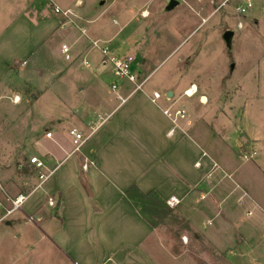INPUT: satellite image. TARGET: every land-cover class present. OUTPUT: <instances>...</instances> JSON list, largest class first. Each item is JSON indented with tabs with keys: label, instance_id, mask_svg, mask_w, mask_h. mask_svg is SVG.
<instances>
[{
	"label": "rangeland",
	"instance_id": "rangeland-1",
	"mask_svg": "<svg viewBox=\"0 0 264 264\" xmlns=\"http://www.w3.org/2000/svg\"><path fill=\"white\" fill-rule=\"evenodd\" d=\"M60 1L67 5L75 2ZM80 1L83 2V8L76 6L73 10L79 11L80 17L88 22L87 26L92 30L101 27L98 34L105 35V38L110 35L108 46L112 52L119 57L134 58L138 71H142L144 78L149 77L144 91L157 90L161 94L160 103L166 101L167 91L172 92L177 100H169L173 103L178 101L172 110H184V122L192 117L202 118L188 131L200 132L201 136L197 139L209 150H227L229 147L223 148L221 145L226 140L235 149L237 137L242 133L236 131L242 130L239 127L240 122H237L239 117L236 119V115L232 116L228 106L232 99L233 102H238L244 98L237 87L241 86L245 95H251L254 87L258 85L257 75L262 76L258 66L263 63L264 57V0H254V7L246 17H240L237 13L243 0H176L179 5L172 11L167 10L171 0ZM37 4L42 5L46 13L57 14L53 8L56 6L49 0H0V30L13 26L14 30L9 32L17 35L14 39V50L25 35L24 31L18 30L22 22L19 20L17 24L15 19L21 13H36L35 19H38L39 11L36 12L33 8ZM57 7L62 12L71 11ZM254 13L258 14L261 21L259 28L252 26ZM56 16L63 18L62 13ZM74 19L80 20L76 16ZM70 22L69 25H75L73 23L76 21ZM227 31L234 32L231 49L227 48L223 39ZM57 32L51 39L46 40L45 46L51 53L50 62L42 65L48 69H59L62 73L71 68L74 76L69 75L71 71H66L53 82L35 77L30 81L31 85L24 89L23 74L13 75L14 87L9 88L12 91L9 90L7 96L13 98L18 94L20 102L13 104L8 97L0 101V183L12 198L19 195L28 197L23 211L0 222V264H81L78 247L72 239L70 238V245L64 239L56 238L61 225L56 199L52 198L54 205L49 204L52 196L44 191L48 188V180L41 183L38 173L30 165V159L37 155L43 157L62 147L72 148V129L88 134V125L95 117L93 113L103 109L111 98L109 92L112 83L118 82L130 92L134 88L128 82L119 81L114 76L111 65L103 67L97 61L93 62L91 57L90 67H83L80 62L75 63L73 54L85 48L88 40L84 35L78 34V37L81 36L82 47L71 49L70 36H65L62 29ZM63 43H67L66 46L71 50V60L67 61L61 54ZM7 80L9 81V77L4 82ZM192 85H197L199 91L191 97L185 96V92ZM33 87H37V90ZM82 87L83 90L80 91ZM140 95L142 94L136 95L134 100ZM258 95L259 92L253 96ZM201 96L204 102L205 96L209 101L200 103ZM213 100L217 105H212ZM215 109L219 111L218 114ZM215 117H219V120H215ZM48 132L53 133V139L46 138ZM209 133L212 138L208 139V143L205 137ZM98 136L99 133L87 146ZM236 158L241 164L242 160ZM40 159L48 161L46 157ZM47 163V167L42 170L44 175H49L56 165L53 162ZM248 168L253 167L248 166L242 170L244 175L249 171ZM0 200L3 206L0 208L2 218L3 208L8 209L10 204L3 194H0ZM205 203L204 201L198 205L199 212L194 207L192 209L188 200L181 208L184 209L183 212L194 217L193 223L212 232L214 236L215 232L223 230L225 224L220 218L206 211ZM160 208V219L156 218L159 222L154 220L153 213L145 215L144 212L140 214L134 208L133 210L143 216L151 226L161 227L164 237L167 238L166 243L177 248L188 225L179 209L170 207L173 211L167 212L166 207ZM244 211L245 209L242 210L243 215ZM226 246L228 248L232 244L227 241ZM192 253L198 264H222L224 259V255L218 251L200 249ZM243 253L246 252H229L226 258L231 264H253V256L245 258ZM162 260L169 264H179V261Z\"/></svg>",
	"mask_w": 264,
	"mask_h": 264
},
{
	"label": "crops",
	"instance_id": "crops-1",
	"mask_svg": "<svg viewBox=\"0 0 264 264\" xmlns=\"http://www.w3.org/2000/svg\"><path fill=\"white\" fill-rule=\"evenodd\" d=\"M49 1L71 10L73 16L68 21L57 14L46 13L42 5H33L34 10L39 11L38 19H35L36 13H21L15 19L17 24L19 20L22 22L18 30L25 34L16 50L14 39L17 35L9 32L14 30L13 26L0 30V101L8 97L13 104L20 102L18 94L13 98L7 96L9 88L14 87L15 75L23 74L24 89L35 77L53 82L66 71H71L69 75L74 76L71 68L62 73L59 69H48L42 65L50 62L51 53L45 46L46 40L60 29L65 36H70L71 49L82 47V35L88 40L85 48L75 55L72 53L75 63L90 67L91 57L93 62L103 66L102 53L93 47L92 42L109 44L110 35L107 38L99 35L101 27L90 29L79 11L73 10L76 6L83 8V2L75 0L72 5H67L60 0ZM257 15L254 13L251 21L255 28H259L261 22ZM75 16L80 20L74 19ZM70 20L76 21L75 25H69ZM78 34L82 35L78 37ZM61 54L64 56L62 51ZM86 61L88 66L84 64ZM258 71L262 76L257 75L258 85L253 93L245 95L244 89L237 87L244 98L238 102L232 99L229 103L230 114L236 115V119L239 117L237 122H240L242 131L236 132L242 133L237 137L234 150L228 140L221 144L223 148L229 147L223 149L224 152L209 150L198 141L200 132L188 131L202 118L192 117L186 122L179 120L174 123L170 116L165 115L164 112L173 109L178 102L169 100L175 99L172 92H166L165 102L160 103L159 100L154 103L152 98L157 90L132 94L126 86L119 84L115 92L111 85V98L103 109L93 113L92 121L99 116H109L110 119L98 131L99 136L92 144L76 153L71 144L72 148L62 147L39 156L56 164L44 191L56 199L61 220L57 240L64 239L70 245L73 241L78 247L81 264H169L162 258L179 261V264H198L192 251L200 249L221 252L224 255L222 264H231L226 257L229 252L237 250L246 252L242 254L245 258L252 255L255 259L253 264H264V57ZM138 72L143 74L141 70ZM7 77L9 81L4 82ZM192 86L197 93V85ZM33 88L37 90V87ZM82 90L83 87L80 88ZM258 92V96H253ZM140 93L142 95L134 100ZM202 96L199 102L207 103L209 98L205 96L204 102ZM15 98L18 102H14ZM33 98L36 99L35 96ZM212 105H217V102L213 100ZM215 111L218 114L219 111ZM207 120L210 121L209 118ZM210 137V133L205 137L208 143ZM221 153L225 156L221 157ZM245 155H251L252 159L245 160ZM236 157L242 160L241 164ZM248 166L254 169L248 168L244 175L242 170ZM133 187L143 194L155 192L166 204L172 199L179 202L174 209L181 211L188 228L177 248L166 243L161 227L151 226L125 202V193ZM187 200L197 212L200 211L198 205L205 201L206 211L224 221L223 230L213 236L212 232L193 223L194 217L181 208ZM227 241L232 246L227 248Z\"/></svg>",
	"mask_w": 264,
	"mask_h": 264
},
{
	"label": "built area",
	"instance_id": "built-area-1",
	"mask_svg": "<svg viewBox=\"0 0 264 264\" xmlns=\"http://www.w3.org/2000/svg\"><path fill=\"white\" fill-rule=\"evenodd\" d=\"M254 7V0H244V3L241 4L237 8V13L241 16H246L247 13L253 9ZM55 12L62 13L64 18H70V16H73L71 11H64L62 12L60 8L57 6L54 8ZM262 10L264 12V5L262 7ZM242 27V26H241ZM83 34H85V31L82 29ZM92 45L94 48L98 49L102 53V65L107 67L108 65L112 66V71L114 76L119 80V81H128L132 84L134 87L132 90V94L138 93V92H143L144 88L149 80V77L144 78L141 73L138 72L137 66L135 64V59L132 57H119L115 55L111 48L108 46L107 43L105 42H92ZM62 52L67 60H71L73 57L71 55V50L68 46L64 45L62 47ZM86 66H88V62L86 61L84 63ZM119 89V83L114 82L112 84V90L117 91ZM196 92L193 94L195 95ZM185 95L188 97H191L189 94V90L185 92ZM192 95V96H193ZM18 98H15L14 102H16ZM161 100V94L158 92H155L153 94L152 101L154 103L158 102ZM172 112V113H171ZM165 115L170 116L173 119L174 123H177L179 119L183 120L186 118V113L184 110L177 109L175 112H173L172 108L166 110ZM174 113V114H173ZM110 117L109 116H99L97 119H94L89 125V131L88 134H85L84 132L79 131L78 129H72L70 131V137L72 140V144L74 147V152H80L86 145L87 143L98 133L99 130H101L105 124L109 121ZM46 138L48 139H53V133L48 132L46 134ZM245 160L252 159L251 155H245L244 156ZM30 165L35 169V171L38 173L39 178L41 180V183L43 184L45 181H47L50 177L51 174L49 175H44L42 173V170L46 168V165L44 161L40 159L38 156H34L30 159ZM87 168V166H85ZM0 194H3L5 197L6 201L9 202L10 207L8 209L3 208L4 210V216L0 218V222L4 221L5 219L12 217L13 214L16 212L23 211V205L25 202L28 200V197L24 195H19L17 197H10L3 185L0 183ZM49 204L54 205V200L52 198L49 199ZM179 202L175 199H172L171 201L168 202V205L171 208H174L177 206ZM2 206V202L0 200V208ZM252 215V213H249V216ZM264 226V223H263Z\"/></svg>",
	"mask_w": 264,
	"mask_h": 264
},
{
	"label": "trees",
	"instance_id": "trees-1",
	"mask_svg": "<svg viewBox=\"0 0 264 264\" xmlns=\"http://www.w3.org/2000/svg\"><path fill=\"white\" fill-rule=\"evenodd\" d=\"M125 200L140 214H142L141 212L146 213L145 215L147 213H153L155 216L154 220L156 218L160 219L159 217L162 213L160 207H166L167 212L173 211L155 192L143 194L137 187L131 188L125 194ZM158 219H156V222H159Z\"/></svg>",
	"mask_w": 264,
	"mask_h": 264
},
{
	"label": "water",
	"instance_id": "water-1",
	"mask_svg": "<svg viewBox=\"0 0 264 264\" xmlns=\"http://www.w3.org/2000/svg\"><path fill=\"white\" fill-rule=\"evenodd\" d=\"M179 5V2L176 0H171L170 4L167 8L168 11H172L175 7H177ZM233 38H234V32L232 31H227L224 33L223 39L224 42L227 46L228 49L232 48V42H233ZM173 94H170L169 96H172Z\"/></svg>",
	"mask_w": 264,
	"mask_h": 264
},
{
	"label": "bare ground",
	"instance_id": "bare-ground-1",
	"mask_svg": "<svg viewBox=\"0 0 264 264\" xmlns=\"http://www.w3.org/2000/svg\"><path fill=\"white\" fill-rule=\"evenodd\" d=\"M195 92L194 87H191L189 90V94L192 96V94Z\"/></svg>",
	"mask_w": 264,
	"mask_h": 264
}]
</instances>
